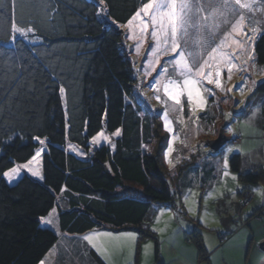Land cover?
<instances>
[{
  "label": "trees",
  "instance_id": "obj_1",
  "mask_svg": "<svg viewBox=\"0 0 264 264\" xmlns=\"http://www.w3.org/2000/svg\"><path fill=\"white\" fill-rule=\"evenodd\" d=\"M147 2L16 0L13 7L12 0H2L0 264L43 260L58 240L56 232L41 226L53 209L59 234L133 231L138 245L155 243L158 257L150 229L154 207H176L181 177L195 164L182 163L171 174L161 161L163 138L155 153L144 149L158 137L160 126L157 116L147 113L136 98L126 33L121 29ZM13 22L34 31L27 37L13 34ZM254 57L264 67V35L254 44ZM253 93L264 96V79ZM118 129L120 136L112 148L90 147L99 132L110 135ZM37 149L42 151L39 177L20 173L15 183L8 182L3 173L26 164ZM239 163L238 154L229 159V170L241 183L262 181L263 169L242 175ZM240 195L243 200L249 196L245 191ZM187 237L202 260L201 235ZM227 237L219 238L222 242Z\"/></svg>",
  "mask_w": 264,
  "mask_h": 264
},
{
  "label": "rangeland",
  "instance_id": "obj_2",
  "mask_svg": "<svg viewBox=\"0 0 264 264\" xmlns=\"http://www.w3.org/2000/svg\"><path fill=\"white\" fill-rule=\"evenodd\" d=\"M262 7H264V0H257L255 5L257 11H255V13L246 12V17H251L256 21H264V12L260 11ZM142 21L144 24H147V29L143 31V34ZM206 23L211 25V18H209ZM254 27L258 29L255 34L251 31ZM121 30L126 33L127 49L130 53L129 57L136 80L134 86L136 98L142 107L146 109L147 113L152 116H157L158 125L160 126L158 137H156L157 135L153 137L150 143L145 146V151L155 153L160 140L163 138L164 150L161 154V161L169 173L173 174L178 166H181L182 163V165H184L189 161H196L199 163L201 161L205 162L206 160L208 161L209 169L212 168L211 173L209 170H206L207 173H209L205 178L199 175L202 179H206L205 183L199 184L198 187H196L195 184L190 185L189 183L186 195L183 196L180 202L177 201L175 203L177 206H180L182 203L184 207H186L188 211L186 214L187 218H185L179 210L177 213H171L172 218L176 217L175 219L178 221H176L177 224L190 225V228H194L195 232L201 235L205 249H207L206 251L211 254L212 250L209 248L213 247L215 241L217 242L216 245L220 246V236L228 233L227 238H231L241 230L237 221L230 223L229 232H226L224 224L221 223L223 219H226V215L229 217L228 212L231 211V206L229 204V197L222 199L220 193L224 189L232 191V188L236 187L238 184L236 181L237 179L232 180L231 178L232 176L238 178V176L230 172L229 167L227 170L230 175L228 177L223 175L225 155L228 157L229 165V159L233 155L238 154L239 147L233 146L231 141L241 138L245 141L243 147H255L257 144L264 142V98L259 101L257 96L253 93L256 85L264 79V67L258 66L254 57V44L261 35H264V23L257 25L246 21L245 31L248 37H251V40H247V37H236L237 39L247 40V43L251 45L249 53L253 58L248 59L247 55H241L239 60H235L234 62L238 64L242 70L234 69L230 80L228 79L227 70H222L220 80L224 90L222 91L216 88L214 84H207V81H204V84L198 87L201 88L202 95L206 99L205 106L202 109L197 108L193 110L192 106L188 103L187 94L185 92L180 97L182 111L180 110L181 105H176L173 100L165 95L163 87L168 79L177 80L181 85L183 82V77L179 75L178 70H174L171 64L173 54L161 55L160 64L155 65L156 71H152V67L149 65V60H155V57L151 54V49L157 45V40H154L151 36L153 31H157V39L161 47L164 46L165 37L160 34L159 26H154L149 16L142 15L133 22L131 28L123 27ZM224 30H227V27L221 30V35ZM189 32L188 45L191 51L193 50V43L199 42V37L193 34L191 29ZM218 42L219 38H217V43ZM228 43L231 44V38H229ZM138 44L140 47L139 53L136 51ZM224 50L231 51V49ZM160 65L168 67L169 71L165 76H158V73L161 71ZM215 78V72H213V79ZM156 79H160L161 83L156 84ZM253 81L256 82L255 85H253ZM233 85H237L238 87L234 88ZM205 86L213 89L215 94L209 95L207 92H203V87ZM229 88H231L232 91H226ZM240 88L244 89L243 95L239 90ZM157 89H159V91H157ZM157 96H160L159 100H157ZM240 101H243V103H240ZM165 111L168 113V120L171 121L170 127L173 130L172 132L167 131L164 127ZM253 112H255V116H253ZM225 113H229L230 115L226 118L224 115ZM229 128L232 129L231 132L228 131ZM114 133L109 135L104 132H99L94 136L98 137L96 142H93V138L91 139L90 147L98 148L102 145H106L112 148L114 146V141L120 136L114 135ZM173 136L176 138L173 139ZM219 138L226 140L222 145L221 151L219 153H209L211 152L208 148L209 144L217 141ZM229 147L233 148L234 151L227 153ZM169 148L172 150L169 151ZM246 153L249 154V157H247L248 159L253 158L252 152ZM41 154L42 151L40 155L37 156V159L32 162L30 166L31 170H29V168H22L20 173H27L35 178L41 174ZM169 161H171V164H169ZM33 171L37 172L38 175L33 176ZM195 172L197 171H193V174H195ZM187 175L188 173H186L185 176ZM10 183H12V181ZM206 185H211V189H206ZM243 187L244 186L240 185V193L245 191ZM261 187L264 188V183L261 186L258 185L257 188ZM248 189H251L250 192L254 193L255 199H258L259 196L258 192L255 191L256 189L253 187H248ZM218 198L220 200H217ZM242 202L244 203L243 199L241 200V203ZM157 212L158 211H156L152 223V228L156 227V225L160 228L162 225L161 223L166 221L163 217V213L157 214ZM244 212L242 220H244L245 216H247L246 213H248L247 211ZM51 216L56 217L55 212ZM233 217L236 218V216ZM48 220H51V218L49 217ZM51 225L52 222L47 223L45 219L41 224L42 227H48L54 230L55 228ZM192 230L190 231L192 232ZM104 232H110L113 236L105 237L99 235ZM126 232L134 233L135 239L133 240L121 235ZM229 233L231 234L229 235ZM88 235L94 236V243L101 248L102 254L107 258L108 256L112 258L114 252L118 251L120 254L124 252L127 258L132 256L131 260L134 262L135 258L139 257L141 246L144 245L142 244L138 250L136 245L138 237L133 231H91ZM235 238L241 237L238 234ZM234 240L236 239H233L231 245L217 250L216 254L214 253L216 257L215 264H218L217 260L222 257V252H226L229 255L237 254ZM188 241L191 242L190 239H188ZM146 253L147 251L143 247L141 250L142 264L147 257ZM152 253L153 251L150 252V260ZM222 264L224 263L222 262Z\"/></svg>",
  "mask_w": 264,
  "mask_h": 264
},
{
  "label": "snow or ice",
  "instance_id": "obj_3",
  "mask_svg": "<svg viewBox=\"0 0 264 264\" xmlns=\"http://www.w3.org/2000/svg\"><path fill=\"white\" fill-rule=\"evenodd\" d=\"M16 0H12L13 7L15 6ZM101 5H104L105 0H99ZM257 0H148L147 3L143 4V7L137 11V13L127 22V25L122 27L131 28L133 22L140 16H149L151 23L154 26H159L160 34L165 37L164 46L161 47L159 40L157 39V31H153L151 36L154 40H157V45L152 47L151 54L155 57V60H149V65L152 67V71H156L155 65L160 64L161 55L173 54V60L171 64L174 70H178L179 75L183 77L182 85L179 81L168 79L164 84V93L169 99L173 100L176 105H181L180 97L186 92L188 103L192 106L193 110L200 108L202 109L206 104V99L202 95L201 88L199 85H203L204 81L207 84H214L216 88L224 90L220 80L222 70L226 69L228 73V79H231V75L234 69L242 70L238 64L234 61L239 60L241 55H247L248 59L253 57L249 53L251 45L247 43V40H251L245 31L246 21L249 23L260 24L264 21H256L251 17H246V12L255 13L257 9L255 5ZM0 6L2 0H0ZM104 11V9H102ZM264 12V7L260 9ZM211 18L212 24L209 25L206 22ZM142 23V34L147 29V24ZM227 27L221 33L223 28ZM199 37V42H194L192 45L193 50H189L188 37L190 35L189 30ZM34 29L31 26L24 27L18 26L16 22L11 25V32L13 34L18 33L20 36L27 37L28 33L33 32ZM251 31L255 34L258 29L252 28ZM236 37H247V40L237 39ZM15 35L12 36V40H15ZM217 38L219 42L217 43ZM231 38V44L228 43ZM198 49V50H197ZM224 49H231V51H225ZM137 53L140 51L139 44L136 47ZM246 63V61H245ZM161 71L158 76H165L168 74V67L160 65ZM207 69V71H206ZM213 72H215V79H213ZM161 80L156 79V84H160ZM253 81V85H255ZM233 87H238L233 85ZM243 95L244 89H239ZM251 90V89H249ZM159 91V89H157ZM226 91H232L231 88ZM63 95L64 89H60ZM203 92H207L209 95H214V90L208 87H203ZM157 100L160 96L156 97ZM226 102V101H225ZM243 103V101H240ZM180 110L182 111V105ZM227 118L230 114L225 113ZM255 116V112H253ZM164 127L167 131L172 132L170 127L171 121L168 120V113H164ZM232 131L231 128L228 129ZM114 135L119 136L120 130L118 129ZM176 137L173 136V139ZM39 140V137H34ZM98 137H93V142H96ZM41 144L44 141H40ZM172 149L169 148V151ZM234 149L229 147L227 153L233 152ZM41 149H37L36 155L24 165H17L16 167L10 168L8 171L3 173V176L8 179L9 182L15 180L20 175L22 168H29L33 161L40 155ZM171 164V161H169ZM224 172L223 175L228 177L230 175L227 170L228 157H224ZM33 176L38 175L37 172H32ZM232 180H236V176L231 177ZM255 191L260 192L259 189ZM264 195V193H261ZM55 212L52 210L51 216ZM48 220L47 223H51ZM99 235L105 237H112L113 234L110 232L100 233ZM124 237L135 239L134 233H122ZM84 240L97 250L101 251V248L94 243L93 235H86ZM146 248L149 246H145ZM40 264H45L42 260Z\"/></svg>",
  "mask_w": 264,
  "mask_h": 264
},
{
  "label": "crops",
  "instance_id": "obj_4",
  "mask_svg": "<svg viewBox=\"0 0 264 264\" xmlns=\"http://www.w3.org/2000/svg\"><path fill=\"white\" fill-rule=\"evenodd\" d=\"M257 98L260 101L264 98V96H257ZM234 140H240L239 144L233 145L239 147L238 155L240 156V174L244 175L256 169L264 170V142L257 144L255 147H243V144L245 143L244 140L241 138ZM220 151L221 148L217 153ZM246 152H252L253 158L248 159L247 157H249V154ZM209 153L212 154L213 152L211 151ZM193 163L195 164L194 167L186 172L188 173L187 176H185L186 173H184L179 182V188L181 189L180 201L183 199V196L186 195L189 183L190 185L195 184L196 187H198L199 184L206 182V179H202L199 175H202L205 178L209 172H212V168L209 169L208 161L206 160L205 162L201 161L198 163L195 161ZM206 170H209V172L207 173ZM193 171L197 172L193 174ZM37 177H39V175ZM17 179L18 177L13 180L12 183H15ZM236 181L238 184L236 187L232 188V191L224 189L220 193V197L222 199L229 197V204L231 206V211L228 212L229 217L226 215V219H223L221 223L224 224L226 232H229L230 223L237 221V224H239L241 230L236 235L239 234L241 238H235L236 235L231 238L229 237L227 238L228 240L226 239L222 242L220 241V246H217V242L215 241L213 247L209 248L212 250L211 254L206 251L207 249H205L202 240L203 253L205 255L202 260L199 257L197 248L192 242L188 241L189 238L187 237L190 235V233L195 232V229L190 228V225L188 226L187 224H177L178 221L175 219L176 217L172 218L171 213H177L178 210H182V215L187 218L186 214L188 211L181 203V208L177 205V208H170L167 206L154 207V215L151 221L150 229L155 234L158 243L157 258H155L154 255L155 243L153 241H146L138 245V238L136 244L138 250L142 244L144 245L141 246L139 257L135 258L134 262L131 260L132 256L127 258L124 252L120 254L118 251L114 252L112 258L109 256L107 258L102 254V250L97 252V250L93 248L87 241L85 242L83 238L84 236L88 235V233L80 236H66L59 234L56 217L49 215L45 221H48L49 217L51 218V226L55 228L53 231L58 234V240L53 248L43 258V261L45 264H97L95 259L92 257V254H94L97 258H100L104 264H142L141 250L144 247V249L147 251V257L144 259L143 264H215V254L217 250H221L231 245L233 239H236L234 241L237 254L229 255L226 252H222V257L217 260L218 264H222V262L224 264H264V253L259 248L260 244L264 243V195L261 194L264 193V188H257L258 185L261 186L264 183V176L262 181L257 185H247L241 183L239 176ZM240 185L244 186L243 190H245V193L249 194L247 203H241L243 195H240ZM248 187H253L260 190V192H258V199H255L254 193L250 192L251 189H248ZM205 188L211 189V185H206ZM217 200L220 199L218 198ZM156 211H158L157 214L163 213V217L166 220L161 223L162 225L160 228L157 227V225L156 227L152 228ZM244 211H247L248 213H246L247 216H245L244 220H242V215L245 213ZM233 216H236V218ZM190 230H192V232ZM227 234L225 236H227ZM230 234L231 233H229V235ZM145 246L149 247L146 248ZM151 251H153V253L150 260Z\"/></svg>",
  "mask_w": 264,
  "mask_h": 264
},
{
  "label": "water",
  "instance_id": "obj_5",
  "mask_svg": "<svg viewBox=\"0 0 264 264\" xmlns=\"http://www.w3.org/2000/svg\"><path fill=\"white\" fill-rule=\"evenodd\" d=\"M225 141H226L225 139L219 138L217 141L211 142L209 144V147L208 148L210 149V151L216 153V152H218L220 150V148L225 143ZM259 248L264 253V243L263 244H260Z\"/></svg>",
  "mask_w": 264,
  "mask_h": 264
},
{
  "label": "built area",
  "instance_id": "obj_6",
  "mask_svg": "<svg viewBox=\"0 0 264 264\" xmlns=\"http://www.w3.org/2000/svg\"><path fill=\"white\" fill-rule=\"evenodd\" d=\"M239 140L232 141V144H238ZM244 203H247V200H244Z\"/></svg>",
  "mask_w": 264,
  "mask_h": 264
}]
</instances>
